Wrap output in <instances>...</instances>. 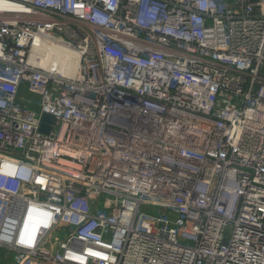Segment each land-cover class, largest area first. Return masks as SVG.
<instances>
[{
    "label": "built area",
    "instance_id": "1",
    "mask_svg": "<svg viewBox=\"0 0 264 264\" xmlns=\"http://www.w3.org/2000/svg\"><path fill=\"white\" fill-rule=\"evenodd\" d=\"M0 1L13 264H264V0Z\"/></svg>",
    "mask_w": 264,
    "mask_h": 264
},
{
    "label": "bare ground",
    "instance_id": "2",
    "mask_svg": "<svg viewBox=\"0 0 264 264\" xmlns=\"http://www.w3.org/2000/svg\"><path fill=\"white\" fill-rule=\"evenodd\" d=\"M5 5L0 1V7ZM30 60L46 69H56L66 76L74 75L78 65V55L57 40H49L38 36Z\"/></svg>",
    "mask_w": 264,
    "mask_h": 264
},
{
    "label": "water",
    "instance_id": "3",
    "mask_svg": "<svg viewBox=\"0 0 264 264\" xmlns=\"http://www.w3.org/2000/svg\"><path fill=\"white\" fill-rule=\"evenodd\" d=\"M53 120V116H51L50 114H43L39 127L40 131L42 133L48 134L52 128Z\"/></svg>",
    "mask_w": 264,
    "mask_h": 264
},
{
    "label": "rangeland",
    "instance_id": "4",
    "mask_svg": "<svg viewBox=\"0 0 264 264\" xmlns=\"http://www.w3.org/2000/svg\"><path fill=\"white\" fill-rule=\"evenodd\" d=\"M36 100V96H29ZM13 253L6 248L0 247V264H13L12 262Z\"/></svg>",
    "mask_w": 264,
    "mask_h": 264
}]
</instances>
